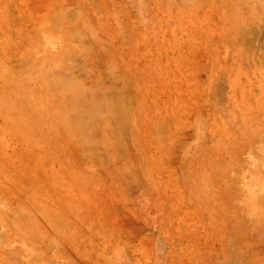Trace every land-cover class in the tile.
<instances>
[{
	"label": "rangeland",
	"instance_id": "obj_1",
	"mask_svg": "<svg viewBox=\"0 0 264 264\" xmlns=\"http://www.w3.org/2000/svg\"><path fill=\"white\" fill-rule=\"evenodd\" d=\"M0 238V264H264V0H0Z\"/></svg>",
	"mask_w": 264,
	"mask_h": 264
},
{
	"label": "bare ground",
	"instance_id": "obj_2",
	"mask_svg": "<svg viewBox=\"0 0 264 264\" xmlns=\"http://www.w3.org/2000/svg\"><path fill=\"white\" fill-rule=\"evenodd\" d=\"M30 66H31V65H29V67H30ZM17 74H18V73H17ZM48 74H49V73H47L46 75H48ZM17 77H18V75H17ZM19 77H20V76H19ZM51 77H52V76H51ZM21 78H22V77H21ZM25 78H26V77H25ZM15 79H16V78H15ZM26 79H27V78H26ZM26 79H25V80H26ZM50 79H51V78H50ZM50 79L48 78V80H50ZM52 79H53V78H52ZM12 80H13V79H11V78H10V79H5L4 82H9V83H10V81H12ZM26 81H27V80H26ZM30 81H31V80H28V81L26 82V85H27V83L30 82ZM34 81H35V80H34ZM34 81H33V84L36 83V82L34 83ZM36 81H37V80H36ZM39 81H40V80H39ZM21 82H22V81H21ZM23 82H25V81H23ZM31 82H32V81H31ZM37 82H38V81H37ZM9 83H8L7 85L9 86V88H12L13 86L10 87ZM12 83H13V82H12ZM38 83H39V82H38ZM3 84H5V83H3ZM14 84H15V85H14ZM14 84H13L14 86L18 85V83L16 84L15 82H14ZM39 84H40V83H39ZM5 85H6V84H5ZM11 85H12V84H11ZM37 85H38V84H37ZM56 85H57V83H56ZM64 85H65V83H64ZM3 86H4V85H3ZM8 86H7V88H8ZM22 86L24 87V85H22ZM13 88L15 89V87H13ZM17 89H19V86H18ZM20 89L23 90V88H21V87H20ZM34 89H35V88H34ZM53 89H54V88H53ZM22 90H20V91H22ZM25 90L27 91V89H25ZM29 90H30V86H29ZM41 90H42V91H44V90L47 91V90H46V87H42ZM39 92H40V90H39ZM28 94H29V93H27V95H28ZM44 94L47 95L48 92H42V97H43ZM68 94H69V93H68ZM30 95H31V94H29L28 96H29L30 98H32ZM30 98H29V99H30ZM33 98H34V97H33ZM43 98H44V97H43ZM45 98H46V100H44V101H48L47 96H46ZM35 99H36V98H35ZM38 99H39V98H38ZM38 99H36V101H34V102L36 103V105H34L35 103L33 102L34 104L32 103V106H31V103H30V106H29L31 112H32L34 115L36 114V116H37V115L39 116V115L42 113V111H41V113L39 112V114L36 113V110H38L39 108L41 109L40 106H38V109H36L37 105H40V103H37ZM90 101H91V100H90ZM63 103H64V102H63ZM125 104H126V103H125ZM62 106H63V107H66V106H65V103L62 104ZM27 108H28V106L25 107V110H26ZM61 110H62V109H61ZM26 111H27V110H26ZM39 111H40V110H39ZM100 112H101V111H100ZM17 113L19 114V115H18V120H17L15 114H14V113H11V114L7 117L8 121H13V123H16V122H18L19 120H22V118H23V120H24L25 115L21 114L19 108L17 109ZM112 113H113V112H112ZM112 113H111V114H112ZM42 114H43V113H42ZM42 114H41V116H42ZM50 115H51V114H50ZM19 116H22V118L19 119ZM32 116H33V115H32ZM41 116H39V118H41ZM45 116H46V113L44 114V117H45ZM51 116H52V115H51ZM51 116H50V117L48 116L49 119L51 118ZM114 116H115V115H114ZM33 117H34V116H33ZM42 117H43V116H42ZM36 119H37V118H35V120H36ZM45 119H46V117H45ZM47 119H48V118H47ZM49 119L46 120V121L48 122ZM29 120H30V121H29ZM29 120H28V121L30 122V124H34V123H31V122L34 121L33 119H32L33 121H31V117H30ZM15 121H16V122H15ZM28 121L26 122V119H25L26 125H25V122H24V121H23V122L21 121L22 123H20V124H22V125L24 124V127H23L24 129L27 128V130H30L31 127H30V124H28V123H29ZM37 121H38V120H37ZM108 121H109V120H108ZM108 121H104V122H105V123H106V122L108 123ZM41 122H43V120H41ZM50 122H51V119H50ZM50 122H48V123L50 124ZM110 122H112V121H109V123H110ZM13 123H11V124H13ZM18 123H19V122H18ZM18 123H17V124H18ZM39 123H40V121H39ZM43 123H45V122H43ZM7 124H8V123H7ZM49 124H48V125H49ZM22 125H19V126H22ZM28 125H29V126H28ZM104 125H105V124H104ZM25 126H26V128H25ZM37 126H39V125L36 124V127H37ZM20 128L22 129V127H20ZM32 128H35V126L33 127V125H32ZM24 129H22V130H24ZM37 129H38V127H37ZM41 129H42V128H41ZM25 133H28V132L26 131ZM92 135H93V134H92ZM110 136H111V135H110ZM127 164H128V163L124 164V167H125V165H127ZM122 167H123V166H122ZM47 231H48V230H47ZM21 234H23V233H21ZM27 234H28V233H26V235H27ZM5 237H6V238H5ZM0 239H1V238H0ZM2 239H3V238H2ZM4 239H7V236H6V235L4 236ZM2 241H3V240H2ZM0 242H1V241H0ZM12 264H13V263H12Z\"/></svg>",
	"mask_w": 264,
	"mask_h": 264
}]
</instances>
